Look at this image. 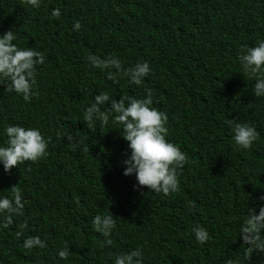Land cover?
<instances>
[{
  "label": "trees",
  "instance_id": "obj_1",
  "mask_svg": "<svg viewBox=\"0 0 264 264\" xmlns=\"http://www.w3.org/2000/svg\"><path fill=\"white\" fill-rule=\"evenodd\" d=\"M8 30L18 47L45 60L35 66L28 102L0 84V144L3 125L34 126L48 154L7 172L0 166V195L17 185L26 201L0 228V264H112L136 247L143 264H264L238 235L248 209L264 203V97L254 95L237 61L245 46L264 39V0H40L38 7L0 0V34ZM90 54L114 56L122 70L147 61L151 71L130 84L123 71L110 78L109 69L92 67ZM145 89L167 116L166 139L187 157L176 170L178 191L168 195L134 187V175L122 174L130 150L111 116L105 126L82 121L99 92L119 100L143 98ZM228 120L255 127L249 149L232 142ZM101 212L115 221L109 246L91 226ZM195 224L209 233L204 244L191 234ZM26 236H39L45 248L24 249ZM61 247L69 249L63 260Z\"/></svg>",
  "mask_w": 264,
  "mask_h": 264
},
{
  "label": "clouds",
  "instance_id": "obj_2",
  "mask_svg": "<svg viewBox=\"0 0 264 264\" xmlns=\"http://www.w3.org/2000/svg\"><path fill=\"white\" fill-rule=\"evenodd\" d=\"M32 7H38L40 0H27ZM52 16L59 15V9H53ZM79 21L72 24L73 30H79ZM16 36L12 30L0 34V84L4 90L15 93L23 101L28 102L35 97L36 65L44 63L45 57L32 47H18L13 41ZM87 61L92 67L101 70L109 69L110 78L122 73L130 84L140 85L151 71L147 61H138L127 70H122L121 61L114 57L99 58L88 55ZM237 61L244 73L253 81L252 91L256 97H264V39H259L253 46H245L237 56ZM115 70L114 72L111 70ZM152 90L145 89L143 98L124 97L114 99L107 91H101L93 97L92 102L82 112V121L91 126L98 122L100 126L112 123L119 126L120 135L127 141L130 150L122 159L123 175H134V187L145 186L155 193L168 195L178 191L177 169L187 160L179 146L166 139L167 116L152 105ZM107 103V107L105 106ZM103 106V111L101 110ZM232 142L242 148L249 149L257 140L255 127L248 122L228 120ZM6 141L0 144V166L7 172L13 166L24 161L37 162L47 156V140L38 127L23 126L18 123L5 124L2 129ZM68 142L73 140L69 133L64 134ZM8 195H0V228H8L14 215L22 214L26 201L22 202L21 189L11 186ZM264 201V195L260 197ZM92 229L103 237L102 245L112 244L111 234L115 221L109 212H101L91 219ZM23 225H21V228ZM264 203L257 211L248 209L239 227V237L246 245V253L256 251L264 255ZM195 242L204 244L209 239L207 229L199 224L191 227ZM21 235L19 231L15 233ZM45 242L39 236H26L22 247L31 250L45 248ZM56 256L63 260L69 256V249H57ZM248 257V256H247ZM246 257V258H247ZM112 264H143V254L139 247L114 255ZM223 264H233L231 259H225Z\"/></svg>",
  "mask_w": 264,
  "mask_h": 264
}]
</instances>
